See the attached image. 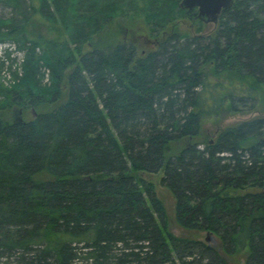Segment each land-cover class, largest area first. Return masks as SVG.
Here are the masks:
<instances>
[{"label": "trees", "instance_id": "16d2710c", "mask_svg": "<svg viewBox=\"0 0 264 264\" xmlns=\"http://www.w3.org/2000/svg\"><path fill=\"white\" fill-rule=\"evenodd\" d=\"M180 1L0 0L15 14L0 71L22 53L0 77V262L264 264V117L201 131L264 100V0H233L208 31ZM118 17L142 19L143 55L133 31L84 49ZM160 170L184 236L138 176Z\"/></svg>", "mask_w": 264, "mask_h": 264}, {"label": "rangeland", "instance_id": "374dc122", "mask_svg": "<svg viewBox=\"0 0 264 264\" xmlns=\"http://www.w3.org/2000/svg\"><path fill=\"white\" fill-rule=\"evenodd\" d=\"M13 15L15 14L14 12L11 11V9L3 7L2 5L0 6V18L2 17L10 18V17H13ZM212 26H213L212 23H209L206 26V30L207 31L212 30L213 28ZM142 27H143L142 19L127 20V19L119 18V17L115 18L107 25V27H105L103 32L99 34L98 36L94 37L91 40L90 45L85 46L84 49H91L93 47H98V48L107 50L111 48L112 46H114L115 44L119 43V41L122 40V37H127L131 33V31H133L135 32L134 41L137 42V52L139 53V55H143V52L145 53L144 42L148 38L146 39V37L143 35ZM175 28L188 35L192 34L193 32V29L190 27V24L187 21H178ZM5 43L6 44L4 43L0 44V46L1 45L9 46L10 44H12L10 42H8V44L7 42ZM4 48L5 47H3L2 49L0 47V57L3 55ZM15 48H16L15 45L10 46L11 53H9V56L5 58L6 62L4 64V68L3 70L0 71L1 72L0 77H2L3 80L5 78L8 79V77L6 76L8 75L6 72L10 73V70L8 67L11 66V69H14L16 66V64H14L12 60L16 58L18 61V64L21 61L22 53L18 52L17 49ZM56 104H59V102H57ZM56 104L41 105L40 107H37L35 109V112L52 110V108L55 107ZM239 109H242L239 111V113H230L224 118L206 119L201 125V131H203L206 134L207 139L209 141H212L217 135V132H218L217 130L220 128H225L231 125L232 126L237 125L242 121L251 120V118H254V117L263 118L264 117V100H262V102H259V104L257 105V108L254 111L249 110V107H242V106H240L238 110ZM13 114L15 117L17 114L21 120H29V118L32 117L33 112L31 110L22 111L18 109L17 110L13 109L6 114V117L12 120L15 118L13 117ZM162 175H163L162 170H160L159 173H149V174L140 173L138 174V176L143 178L145 181H151L153 183L154 193H156L157 197L160 200H162V202L166 206L167 213L170 218L169 227H171L172 233L174 235L176 234L178 236H184L182 235L181 229L176 225V222L172 218L173 217L172 209H173L174 203H173L171 193L161 184L160 178L162 177ZM186 233L191 235L192 237L195 236V237L203 238V240H207L209 243L213 242L214 240V238L211 237V235L209 236L207 233H204V232L196 233V232L187 231ZM227 260H228V264H245V257L243 253H238V254L236 253L234 254L233 257H230ZM5 263H6V260L4 259L1 260L0 262V264H5Z\"/></svg>", "mask_w": 264, "mask_h": 264}, {"label": "water", "instance_id": "95a60500", "mask_svg": "<svg viewBox=\"0 0 264 264\" xmlns=\"http://www.w3.org/2000/svg\"><path fill=\"white\" fill-rule=\"evenodd\" d=\"M233 3V0H181L179 5L186 10L195 8L199 19L212 23L217 21L221 11L230 8Z\"/></svg>", "mask_w": 264, "mask_h": 264}, {"label": "built area", "instance_id": "2783aa9c", "mask_svg": "<svg viewBox=\"0 0 264 264\" xmlns=\"http://www.w3.org/2000/svg\"><path fill=\"white\" fill-rule=\"evenodd\" d=\"M0 47L3 49L4 45L3 46L1 45Z\"/></svg>", "mask_w": 264, "mask_h": 264}]
</instances>
